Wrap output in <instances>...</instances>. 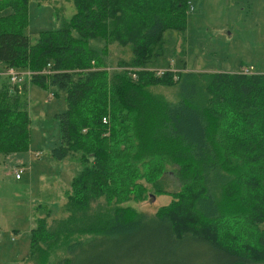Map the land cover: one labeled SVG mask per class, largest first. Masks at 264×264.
Here are the masks:
<instances>
[{
    "label": "trees",
    "instance_id": "trees-1",
    "mask_svg": "<svg viewBox=\"0 0 264 264\" xmlns=\"http://www.w3.org/2000/svg\"><path fill=\"white\" fill-rule=\"evenodd\" d=\"M29 1L0 0V62L63 96L50 155L80 166L66 213L36 215L23 259L46 264L62 248L54 264H264V71L147 68L167 29L185 38L189 0H72L71 16L54 12L59 26L34 40L24 31ZM25 90L0 86V154L28 144ZM168 172L178 189L166 188ZM149 191L174 197L153 212L124 204ZM227 216L244 225L234 235L243 247L219 235ZM191 244L202 252L187 253Z\"/></svg>",
    "mask_w": 264,
    "mask_h": 264
},
{
    "label": "rangeland",
    "instance_id": "rangeland-1",
    "mask_svg": "<svg viewBox=\"0 0 264 264\" xmlns=\"http://www.w3.org/2000/svg\"><path fill=\"white\" fill-rule=\"evenodd\" d=\"M42 1V4L36 0L29 1L28 23L24 31L33 40L37 30L59 26L60 20L55 15L57 11H60L59 17L62 19H68L75 11L72 0ZM188 3L185 38L178 30L167 29L164 32L166 45L163 55L159 57L157 65L149 64L147 68H155L156 71L160 67H171L169 64H172L173 59L176 60V66L187 59L186 65L196 70H203L202 67L206 70L216 68L233 71L241 67L252 70L254 66L255 71H264V0H189ZM181 39L185 42L182 43ZM182 48L186 52L183 53ZM111 55L114 61V52ZM91 62L105 68L100 59ZM3 66L0 62V86L10 82ZM15 68L17 71L23 69ZM46 69V72L51 71L49 64ZM23 81L26 83L29 141L21 150L0 154V264H33V260L23 258L30 252V229L35 225V217L39 212L49 210L54 216L66 213L61 206L66 199V190L70 187L72 176L80 166L73 157L59 160L50 155V150L58 144L59 121L56 113L65 109L63 96L52 95L48 89L31 81L27 74ZM156 89L170 99L175 97L169 88L159 86ZM14 167L20 168L18 178L13 172ZM164 177L168 190L178 189V181L171 172ZM140 180V177L135 179L134 188H141L142 184L136 183H141ZM173 197L166 192L149 191L124 204H131L136 210L153 212ZM227 217L233 223L231 225L227 218H223L225 224L219 235L223 238L227 235L225 242L230 241L236 247H243L244 241H236L234 235L240 233L241 236L240 230L244 225L239 219L234 221L233 216ZM201 250L191 244L187 253H200ZM65 254L62 248H57L46 264H54L57 257ZM191 262L193 259L189 264ZM150 263L139 257L137 261L127 260L124 264Z\"/></svg>",
    "mask_w": 264,
    "mask_h": 264
},
{
    "label": "built area",
    "instance_id": "built-area-1",
    "mask_svg": "<svg viewBox=\"0 0 264 264\" xmlns=\"http://www.w3.org/2000/svg\"><path fill=\"white\" fill-rule=\"evenodd\" d=\"M172 63H173V62H172ZM169 65H171V67H169V68L160 67V68H159L158 70H156L155 72H156L158 75H160V74H162L165 70H168V69H170V70H177V68H175V66H173V64L170 63ZM150 69H153V70H154L155 68H150ZM245 69H246V70H249V68H247V67H246ZM46 71H47V69L44 68V69H43V72H46ZM4 72H5V74L9 77L11 83H12V82H15V83L23 82L24 77H25V74H27V75H30V74H31V71H30V70L17 71L16 68L11 67V66L6 67ZM131 74H132V76L135 77V73H134V72H132ZM102 120H103L104 122H106V121H107L106 116H103ZM37 153H38V152H37ZM13 172H14V174H15V177L18 178V177H19V173H20V168H19V167H14Z\"/></svg>",
    "mask_w": 264,
    "mask_h": 264
},
{
    "label": "crops",
    "instance_id": "crops-1",
    "mask_svg": "<svg viewBox=\"0 0 264 264\" xmlns=\"http://www.w3.org/2000/svg\"><path fill=\"white\" fill-rule=\"evenodd\" d=\"M185 52H186V49H185ZM181 58H183V56H181ZM173 59V58H172ZM180 62H182L181 60H179ZM187 62H188V60L186 59H184L183 60V62H182V64L180 65V64H178L177 66H176V60H174L173 59V66H175V68H177V69H179L181 66H185V68H192V69H195L194 67H191V66H187L186 64H187ZM4 68H6L5 66H3ZM203 68V70H206L204 67H202ZM197 69H200V67H198ZM210 70H222V69H210ZM227 71H230V70H227Z\"/></svg>",
    "mask_w": 264,
    "mask_h": 264
}]
</instances>
